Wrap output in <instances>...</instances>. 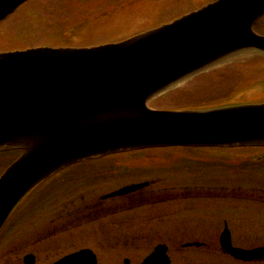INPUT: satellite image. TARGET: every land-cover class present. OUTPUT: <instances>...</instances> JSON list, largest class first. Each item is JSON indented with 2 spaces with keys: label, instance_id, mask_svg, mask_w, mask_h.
Here are the masks:
<instances>
[{
  "label": "water",
  "instance_id": "95a60500",
  "mask_svg": "<svg viewBox=\"0 0 264 264\" xmlns=\"http://www.w3.org/2000/svg\"><path fill=\"white\" fill-rule=\"evenodd\" d=\"M29 0H0V24ZM264 0H213L197 11L124 41L90 48L0 52V152L22 156L0 177V231L41 183L80 162L155 148L264 147V102L157 111L148 104L246 54L264 56L253 31ZM124 187L108 197L147 187ZM223 248L245 261L264 247ZM159 246L143 264H170ZM26 264H34L27 256ZM56 264H96L89 250Z\"/></svg>",
  "mask_w": 264,
  "mask_h": 264
},
{
  "label": "rangeland",
  "instance_id": "374dc122",
  "mask_svg": "<svg viewBox=\"0 0 264 264\" xmlns=\"http://www.w3.org/2000/svg\"><path fill=\"white\" fill-rule=\"evenodd\" d=\"M205 1L166 0L164 3L151 2L150 0L149 2L141 0H34L27 6L25 5L2 26L0 29V46L6 45L13 48L14 44H18L14 43L13 40L19 32H24L25 25L36 17L43 19L45 21L43 24L47 23V25L43 27L46 32L33 39L34 43L78 48L128 37L135 34L140 28L158 22H161L160 24L167 23L195 10V7L200 6ZM27 11L30 12L26 14ZM31 14L34 16H28ZM39 23L42 24L41 20ZM259 25L260 29L257 27V32L264 33V19ZM22 34L21 40H24L29 37L30 32L26 31ZM47 35L49 37H46ZM260 58L253 54L231 58V61L224 66L212 69L208 71L209 73L205 72L201 74L203 76L199 75L200 78L180 84L166 95L163 94L156 98L157 100L155 99L151 106L160 110L173 111L240 99L243 100L241 102H246L247 99L255 96V91H260L264 76V71H262L264 62ZM255 151L254 149L252 151L250 149L186 150L172 148L140 155L127 154L116 157L111 160L112 166L107 169L108 172L120 174L119 178L121 177L122 184L113 182L115 179L113 177L108 180L110 185H99V182L96 181L87 185H73L70 187V192L65 194L66 196H75L68 210L74 211L76 214L78 212L87 213L93 210L97 204V198L106 191H113L134 182L154 181L156 184L152 188L136 194L135 197L138 196L136 198L138 202H134L130 198L122 199V214L105 220L107 231L110 230L108 227H113L114 221L123 225L121 229L123 234L121 250L123 251L119 264H124L125 259H129L131 264H140L155 246L165 240V237L163 239L156 236L150 237L154 231L162 233L167 230L172 232V235L179 230L182 232L204 233L207 231L221 234L223 222L226 219L232 224L231 231L235 245L243 248L264 246V192L260 189L245 187L238 190L230 188L224 195L217 193L219 190L227 189L223 186H228L229 179L243 173L240 170L243 166L239 165L241 164L239 162L254 153H258ZM221 165L225 170L221 169L220 172L216 168ZM193 167L194 169H192ZM197 167H205L206 170L198 174L191 171H195ZM141 173L144 174L143 177L135 178L136 174ZM243 174V176L264 180V172L249 173L246 171ZM197 175L203 180L201 187H213L219 190L209 193L199 189V187L196 189V185H187L191 187L189 189H184L187 186H183L181 189L182 185L186 183L192 184L193 182L189 183V180L196 178ZM68 184L64 182L53 188L48 185L42 194L50 189H62ZM93 186L103 188L93 191L91 189L86 190ZM262 187H264V181H262ZM184 194L185 197H195V199L179 200L177 198L172 203L167 201L170 197L174 198L173 195L180 197ZM56 196L54 195V197ZM59 199L62 198H55L51 205L46 206L39 217L35 214L36 212L31 213L26 220L27 226L17 230L15 234L7 235L4 240L3 237L0 239V264H20L25 254L30 251L37 255L38 260H40L38 261L39 264H43L49 259L51 262L58 258L60 255L54 258V254L57 252L62 251L61 255H63L84 248L97 249L102 257L101 264H113L114 259L107 257L110 256L109 253H118V249L114 250L115 244L108 240L105 232L98 235L94 234L97 225H90L79 230L75 229L71 231L72 234L69 237L59 236L53 239L47 234V230L43 235L42 244L37 246L28 244L25 248L20 247L24 242L33 243L35 234L50 227V223L57 219L60 212L67 206H60V202L55 204ZM153 200L161 204L152 205L150 202ZM105 206L107 204L103 205L104 208ZM103 215L92 216L86 220H103ZM76 219L84 220L82 217ZM177 221L197 222V224L209 222L217 228L211 229L209 224L208 228L176 229L174 222ZM114 230L112 229V232ZM127 238L129 241L126 240ZM185 238L186 235L183 236L182 241ZM161 239L162 241H160ZM103 245L105 249L102 248ZM47 257L48 260H46ZM175 257L177 256L175 255Z\"/></svg>",
  "mask_w": 264,
  "mask_h": 264
},
{
  "label": "flooded vegetation",
  "instance_id": "af4514ba",
  "mask_svg": "<svg viewBox=\"0 0 264 264\" xmlns=\"http://www.w3.org/2000/svg\"><path fill=\"white\" fill-rule=\"evenodd\" d=\"M89 180L90 179L87 178L85 182ZM79 184L80 183H75V181H73L72 183L68 184V187H71L73 185L77 186ZM54 191L57 193V197L60 198L61 194L67 193L68 191H70V188L56 189ZM47 192H51V191H47ZM108 193H110V191L109 192L106 191L104 192V194L99 196V199H97V202H96L97 204L93 207L92 211H89L87 213H82V214L79 212L76 214V212L68 210V207H69L68 204L73 201L72 199L61 200L60 206H63V207L64 205H67V206L64 208L62 212H60L57 219L53 220L50 223L51 224L50 227H47L44 230L38 229L42 231L38 234H35V237L33 236L35 238V241L33 243L24 242L22 245H20V247L23 246L25 248V246H27L28 244H33V246L42 244V240L44 238L43 235L47 230H48L47 234H49V236L53 239L59 236L69 237V235L72 234L71 231L75 229L79 230V229H84L85 227L90 226V225H93V226L97 225V227H95L94 229V234L98 235L101 232H105L106 236H108V240L115 244L114 250L118 249L117 250L118 253L116 252L109 253L110 256L107 258L108 259L113 258L114 259L113 264H119L120 259L122 258L121 253L123 251L121 250L122 243H123L122 241L123 234H122L121 229L123 225L121 223L119 224L118 222L114 221L113 227H108V229L110 230L107 231V228L105 227V224H106L105 219L106 218L111 219L121 214L123 206L121 204L120 197H117L114 200L113 199H108V200L100 199L102 196ZM52 199H54V196L51 197L50 195H45L44 193L41 195L28 198L22 204L18 212L12 217L10 223L6 227L5 231L3 232L4 233L2 235L3 240L5 237H7V235L15 234L17 230L27 226L26 220H28L27 218L30 216V213L36 212L35 214H37L38 215L37 217H39L42 214V209L45 206H47L49 201H51ZM113 202L115 204H113ZM104 204H107L105 208L103 207ZM101 214H104L102 216L103 220H98V219H94L92 221L86 220L89 217L98 216ZM80 217L84 218V220L76 219ZM226 223H227V226H229V223L227 221H224L223 227L226 226ZM174 224H175L174 227H176V229H182V228H187V227H190L191 229L198 228V227L208 228L209 224L211 225L210 226L211 229L217 228L216 226H214L212 223H209V222H203V223L200 222L197 224V222L186 223L185 221H177V222H174ZM112 229H115L114 232H112ZM25 233H24V236L26 237ZM180 234L182 235L180 236ZM185 235H186V238L184 239V241H182V238L183 236L185 237ZM155 236L158 238H162V239L165 237V240H163V242L159 243L158 245H166L168 249V256L170 258L171 264H264V261L248 263L245 261L238 260L234 258L233 256L227 254L221 247L220 234H218V232L214 233V232L204 231V233L202 232L197 233V232H192V231L182 232L179 230L175 234L172 235V232L164 230V232L162 233L154 231L152 232V234H150V237H155ZM162 239L160 241H162ZM126 240L129 241V238H127ZM232 240H233L234 247L243 248V247L235 245L233 237H232ZM187 245H190V246H187ZM102 248L105 249V246L103 245ZM155 248L156 246L151 250L150 253H152L155 250ZM90 249L96 255L97 264H101V259H102L101 254L95 248H90ZM79 250L80 249H77L68 254H63V255H61V253H63L62 251L59 253L57 252L54 254V258L60 255L58 258L49 262L50 259L47 257L46 260L48 259L49 260L46 263L44 262L43 264H53L59 261L60 259H62L63 257L69 254L75 253ZM187 250H194V251L188 252ZM28 254L34 255L36 259L34 264H39L38 261L40 260H38L37 255L33 251L28 252ZM26 255L27 254H25V256L23 257V260H21L22 264H24V259ZM175 255L177 257H175ZM124 263L126 264V262ZM128 264H131V262H129ZM140 264H142V262Z\"/></svg>",
  "mask_w": 264,
  "mask_h": 264
},
{
  "label": "trees",
  "instance_id": "16d2710c",
  "mask_svg": "<svg viewBox=\"0 0 264 264\" xmlns=\"http://www.w3.org/2000/svg\"><path fill=\"white\" fill-rule=\"evenodd\" d=\"M164 3L166 0H162ZM208 0H206L205 2H207ZM160 2V1H159ZM205 2H203L202 4H204ZM198 7V6H197ZM46 37H49L48 35ZM44 37V38H46ZM262 70H264V65L262 67ZM263 95V94H262ZM251 99V98H250ZM4 156H0V160L3 159ZM4 164L3 162L0 161V165ZM111 167L112 165L111 164H106L104 166H100L98 168H96L95 170H91V171H88V170H84L83 171V174L86 175V174H96L97 173V177H100L102 175H104L105 173H109L108 172V167ZM112 173V172H111ZM111 176V175H110Z\"/></svg>",
  "mask_w": 264,
  "mask_h": 264
}]
</instances>
